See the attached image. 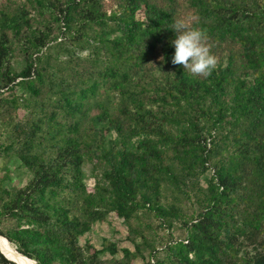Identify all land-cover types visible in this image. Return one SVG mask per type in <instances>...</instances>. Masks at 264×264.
Wrapping results in <instances>:
<instances>
[{
  "label": "trees",
  "instance_id": "trees-1",
  "mask_svg": "<svg viewBox=\"0 0 264 264\" xmlns=\"http://www.w3.org/2000/svg\"><path fill=\"white\" fill-rule=\"evenodd\" d=\"M177 21L207 78L172 63ZM2 154L31 178H0V234L37 264H264V0L1 1ZM111 213L134 250L80 243Z\"/></svg>",
  "mask_w": 264,
  "mask_h": 264
},
{
  "label": "rangeland",
  "instance_id": "rangeland-1",
  "mask_svg": "<svg viewBox=\"0 0 264 264\" xmlns=\"http://www.w3.org/2000/svg\"><path fill=\"white\" fill-rule=\"evenodd\" d=\"M1 1L3 0H0V2ZM15 1H20V0H15ZM54 45L56 46V42L55 44H53V46ZM73 49L76 51L75 52L76 58L77 56L86 57L89 54V50L87 49L80 50L77 47H74ZM51 54L53 56V59L61 58L63 60L67 58V54L65 52L63 53V51L59 50L57 47L52 48ZM14 65L17 70L22 69L23 65H22L21 54H18L17 60L15 61ZM18 92L21 93V90H19ZM24 114L25 111L20 109L19 116L22 118ZM16 120L19 119H15V121ZM87 172L88 173H87L86 182L88 185L93 186L94 178L91 175V169L89 167H87ZM5 176H8L5 179V183L7 184V186L9 187L22 186L30 180L31 173L27 170L25 166L21 164V162L18 159L2 154L0 156V178ZM127 234H128V229L123 219L119 218L114 213H111L105 221L96 222L92 230L88 232L85 236L81 237L80 243L84 244L85 241L88 239L98 248H102L104 240H107L109 242L115 243L117 247L120 249L124 247H129L132 250H134V246L128 240ZM180 234L181 231H178L176 232L175 236L178 237ZM104 257L107 259L112 258L111 255L108 253H105ZM116 258L121 259L122 254L121 253L118 254ZM144 263L145 260L138 256L137 258H135L132 264H144Z\"/></svg>",
  "mask_w": 264,
  "mask_h": 264
},
{
  "label": "clouds",
  "instance_id": "clouds-1",
  "mask_svg": "<svg viewBox=\"0 0 264 264\" xmlns=\"http://www.w3.org/2000/svg\"><path fill=\"white\" fill-rule=\"evenodd\" d=\"M173 30L176 38L171 41L175 48L172 63L182 65L191 75L204 78L210 76L218 59L208 43L206 30L188 27L183 21H177Z\"/></svg>",
  "mask_w": 264,
  "mask_h": 264
},
{
  "label": "bare ground",
  "instance_id": "bare-ground-1",
  "mask_svg": "<svg viewBox=\"0 0 264 264\" xmlns=\"http://www.w3.org/2000/svg\"><path fill=\"white\" fill-rule=\"evenodd\" d=\"M3 237L4 236L0 235V250H2L6 256L15 260L18 264H34L32 260H29L24 254L19 252L14 244Z\"/></svg>",
  "mask_w": 264,
  "mask_h": 264
},
{
  "label": "water",
  "instance_id": "water-1",
  "mask_svg": "<svg viewBox=\"0 0 264 264\" xmlns=\"http://www.w3.org/2000/svg\"><path fill=\"white\" fill-rule=\"evenodd\" d=\"M1 235V234H0ZM1 236H3V235H1ZM6 238V237H5ZM7 239V238H6ZM8 240V239H7ZM9 241V240H8ZM4 255H5V253L2 251V250H0ZM6 256V255H5ZM8 259H10V260H12V261H14L15 263H17L15 260H13V259H11V258H9L8 256H6ZM27 257V256H26ZM29 260H32V259H30L29 257H27ZM33 261H35V260H33ZM36 262V261H35ZM18 264V263H17ZM37 264V263H36Z\"/></svg>",
  "mask_w": 264,
  "mask_h": 264
}]
</instances>
